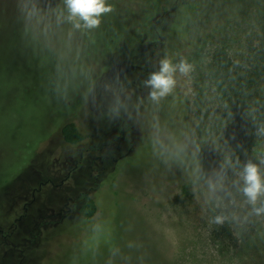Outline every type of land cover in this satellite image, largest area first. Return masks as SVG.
Listing matches in <instances>:
<instances>
[{
  "label": "rangeland",
  "instance_id": "1",
  "mask_svg": "<svg viewBox=\"0 0 264 264\" xmlns=\"http://www.w3.org/2000/svg\"><path fill=\"white\" fill-rule=\"evenodd\" d=\"M105 5L110 11L98 26L85 28L68 19L65 0H0V229L11 231L8 244L0 239V264H264L262 231L235 246L211 237L210 209L228 181L231 141L209 72L215 51L237 58L258 37L264 0ZM161 7L182 22L186 41L165 37L164 54L150 58L151 48H141L154 39ZM164 59L190 66L173 72L171 91L189 122L185 147L200 161L193 179L181 174V160L149 149L165 147L150 126L175 122L169 93L153 101L150 85L131 87L136 71L109 74L150 61L149 79ZM112 112L131 127L133 149L140 146L116 169L124 150H115ZM66 123L84 135L81 142H63ZM82 195L97 206L93 223L77 213ZM64 204L73 212L59 221Z\"/></svg>",
  "mask_w": 264,
  "mask_h": 264
},
{
  "label": "trees",
  "instance_id": "2",
  "mask_svg": "<svg viewBox=\"0 0 264 264\" xmlns=\"http://www.w3.org/2000/svg\"><path fill=\"white\" fill-rule=\"evenodd\" d=\"M160 9L163 13L167 12L165 7ZM157 32L161 41H164L165 37L181 43L186 41L184 26L175 16L165 18ZM150 34L151 38H154L153 31ZM209 72L224 107V122L231 141L230 153L225 161L228 181L215 195L216 202L210 209L211 237L228 246H235L257 231L264 233V213L259 216L252 213V206L240 192L243 187L240 173L245 163L255 164L264 178V17L260 20L258 37L246 41L244 53L235 58L223 49L215 51L209 63ZM52 80L56 87L55 79ZM169 95L167 105L175 122L172 128L150 126L153 136L165 147L159 149L154 146L155 148L149 149L160 157L181 160L180 163L184 164L181 174L193 179L199 175L200 161L185 147L184 138L189 129V122L184 104L175 92L170 91ZM60 107L62 110L63 105ZM13 117L16 118L15 113ZM61 118L62 111L56 119V124ZM176 132L181 133L178 142L172 140ZM60 135L62 140L70 145L84 139V135L72 123L62 125ZM181 148L183 153L179 152ZM136 150L127 157H132ZM127 157L119 158L115 169L118 163ZM80 200L78 215L86 224L92 222L97 212L94 200L86 195H82ZM261 201H264V197L258 198L256 207L260 206ZM216 217L221 218L220 223L214 222Z\"/></svg>",
  "mask_w": 264,
  "mask_h": 264
},
{
  "label": "clouds",
  "instance_id": "3",
  "mask_svg": "<svg viewBox=\"0 0 264 264\" xmlns=\"http://www.w3.org/2000/svg\"><path fill=\"white\" fill-rule=\"evenodd\" d=\"M65 7L68 19L82 21L85 28L97 27L100 23L99 17L110 11V8L105 5V0H65ZM176 70L181 74H186L190 70V66L183 62L179 65H172L167 59L161 60L159 71L153 73L147 80V84L153 90L150 93V98L153 101L163 98L172 90L175 83L172 74ZM240 175L243 181L240 192L246 202L252 206V213L259 216L264 213V201H261L259 207H256V203L258 198L264 197V178L257 166L251 162L244 164ZM214 222L220 223L221 218L216 217Z\"/></svg>",
  "mask_w": 264,
  "mask_h": 264
},
{
  "label": "flooded vegetation",
  "instance_id": "4",
  "mask_svg": "<svg viewBox=\"0 0 264 264\" xmlns=\"http://www.w3.org/2000/svg\"><path fill=\"white\" fill-rule=\"evenodd\" d=\"M168 17V12L165 13H161L160 16L158 18L155 19V21L153 22L152 25V31L154 33V39L152 40L151 43L144 45L141 48V51L147 49V48H151V52L149 54L150 58H152L154 55L158 56L160 53L162 52V43L163 41L160 40V35L158 34V29L157 26L166 18ZM150 67V61H147L145 66H140V65H133L131 66L129 69H126L123 65H120V68L117 70L118 72H128L129 74H132L133 72H137L135 77H130L131 80V87L133 88H137L138 90L142 91L144 89V86L147 84V79H148V70ZM111 74V73H110ZM141 85V87L139 88L138 85ZM112 117H114L117 120L118 126H117V131H118V136L115 138V150L119 151V150H124V154L122 156H120L119 158H122L123 156L127 157L128 155H130L134 150L133 149V144L131 143L130 140L126 139L127 138V134L126 132L128 131V128L131 129V127L127 126L126 124L123 123L122 120H120V115L116 114L114 112L110 113ZM64 142V141H63ZM65 143V142H64ZM122 143L127 144L126 148H121L120 145ZM67 144V143H66ZM70 145V144H68ZM76 145V144H74ZM138 147V146H137ZM136 147V148H137ZM118 158V159H119ZM59 188L58 186H55L54 188ZM65 205L63 207H61L59 209V211L56 213V217H59V221L62 220L63 218H65L68 214H72L73 211H69L65 210ZM62 212H67L65 215L62 214ZM20 218L16 219L19 220ZM11 231H9L8 233H5L2 229H0V239L2 241L3 244H8L9 242L7 241V239L10 236ZM22 246V245H20ZM16 248V246H14Z\"/></svg>",
  "mask_w": 264,
  "mask_h": 264
},
{
  "label": "water",
  "instance_id": "5",
  "mask_svg": "<svg viewBox=\"0 0 264 264\" xmlns=\"http://www.w3.org/2000/svg\"><path fill=\"white\" fill-rule=\"evenodd\" d=\"M120 68V65H116L114 67H112L110 70H109V74L112 73L113 70H118Z\"/></svg>",
  "mask_w": 264,
  "mask_h": 264
}]
</instances>
